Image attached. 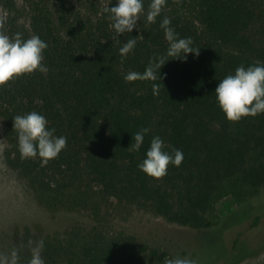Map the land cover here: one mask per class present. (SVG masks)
I'll return each mask as SVG.
<instances>
[{
    "label": "trees",
    "instance_id": "1",
    "mask_svg": "<svg viewBox=\"0 0 264 264\" xmlns=\"http://www.w3.org/2000/svg\"><path fill=\"white\" fill-rule=\"evenodd\" d=\"M149 2L144 0L139 32L117 42L103 11L115 0H0V31L21 32L25 39L36 34L48 45L46 72L0 86L6 163L51 215L82 213L93 221L37 238L44 241L45 264L164 262L171 244L143 240L113 227L114 220L142 210L208 230L217 224L215 200L229 189L264 188V113L228 121L214 92L239 65L264 63V0H166L156 22L146 23ZM165 16L178 38L191 37L200 50L167 61L154 96L152 81L124 76L142 73L154 54L165 53L169 42L159 26ZM135 36V48L121 59L122 43ZM31 111L43 114L55 135L67 137L66 147L46 164L39 156L22 159L18 150L12 119ZM143 127L150 131L140 150H128ZM153 136L164 141V151L178 148L184 156L159 179L137 167ZM176 247L178 256L194 260L185 246ZM17 253L18 264H27Z\"/></svg>",
    "mask_w": 264,
    "mask_h": 264
},
{
    "label": "clouds",
    "instance_id": "2",
    "mask_svg": "<svg viewBox=\"0 0 264 264\" xmlns=\"http://www.w3.org/2000/svg\"><path fill=\"white\" fill-rule=\"evenodd\" d=\"M165 3L166 0H150L145 22L155 23ZM103 11L107 13L106 18L111 22L109 26L113 29L112 39L119 42L120 36L132 33L134 29L139 32L138 21L145 13L144 0H115L114 5L104 8ZM170 24V19L165 16L159 25L163 29L165 40L169 42L165 53L154 54L142 73L130 71L124 76L125 81L129 82L137 79L152 81L154 96L159 95L160 87L163 85L160 69L167 61L186 60L190 53L199 55L200 48L193 46L192 38H178V34L170 27ZM135 45L136 36L123 42L119 48L121 59L126 58ZM47 47V42L39 35L33 34L25 39L21 32L9 36L0 31V86L24 74L35 71L46 72L47 67L42 61L43 50ZM169 57L172 59H168ZM214 92L216 103L228 121L238 122L243 117L264 113V63H255L247 67L243 64L239 65L234 73L219 80ZM12 120L22 159L39 156L41 163L46 164L49 160L56 158L66 147L67 137L55 135V128L47 127L48 121L41 113L31 111L23 115L18 114ZM149 131L147 127L137 131L134 134V143L132 142L127 149L139 151ZM163 149L164 141L161 137L153 136L145 158L138 163L137 167L147 176L156 179L167 174L169 164L179 167L184 158L183 151L177 148L169 153ZM43 249L44 241L40 240L31 249V258L27 264H45L41 255ZM18 260V253L13 249L10 264H18ZM0 264H5L4 260H0ZM164 264H197V262L186 257L175 256L165 259Z\"/></svg>",
    "mask_w": 264,
    "mask_h": 264
},
{
    "label": "rangeland",
    "instance_id": "3",
    "mask_svg": "<svg viewBox=\"0 0 264 264\" xmlns=\"http://www.w3.org/2000/svg\"><path fill=\"white\" fill-rule=\"evenodd\" d=\"M5 147L4 129L0 125V260L10 264L15 249L21 251V261L27 263L37 238L43 234L63 232L78 222L90 225L93 221L86 214L51 215L42 208L26 180L6 163ZM229 191L215 200L213 215L217 224L208 230L171 224L142 210L117 218L113 227L152 243L171 244L169 258L179 255L176 246L180 244L196 254L197 264H264V188L258 192L237 187L235 193ZM258 214L262 215L261 220L255 225Z\"/></svg>",
    "mask_w": 264,
    "mask_h": 264
}]
</instances>
